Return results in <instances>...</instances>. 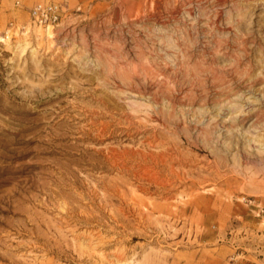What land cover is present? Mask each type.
Listing matches in <instances>:
<instances>
[{"label":"rangeland","instance_id":"1","mask_svg":"<svg viewBox=\"0 0 264 264\" xmlns=\"http://www.w3.org/2000/svg\"><path fill=\"white\" fill-rule=\"evenodd\" d=\"M0 264H264V0H0Z\"/></svg>","mask_w":264,"mask_h":264},{"label":"built area","instance_id":"2","mask_svg":"<svg viewBox=\"0 0 264 264\" xmlns=\"http://www.w3.org/2000/svg\"><path fill=\"white\" fill-rule=\"evenodd\" d=\"M84 11L80 4L69 6L67 1L38 2L29 9L30 24L40 27L73 25L83 19ZM10 25H13L10 23ZM21 25L18 29H25Z\"/></svg>","mask_w":264,"mask_h":264},{"label":"bare ground","instance_id":"3","mask_svg":"<svg viewBox=\"0 0 264 264\" xmlns=\"http://www.w3.org/2000/svg\"><path fill=\"white\" fill-rule=\"evenodd\" d=\"M49 26H50V25H49ZM46 27H48V26H46ZM46 27H45V28H46ZM51 27H58V26H51Z\"/></svg>","mask_w":264,"mask_h":264}]
</instances>
